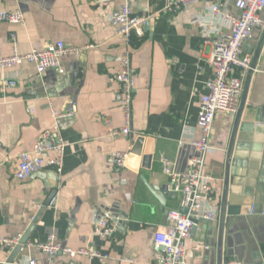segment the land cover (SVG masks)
Here are the masks:
<instances>
[{
	"label": "crops",
	"instance_id": "0c3cea01",
	"mask_svg": "<svg viewBox=\"0 0 264 264\" xmlns=\"http://www.w3.org/2000/svg\"><path fill=\"white\" fill-rule=\"evenodd\" d=\"M166 1L131 0L136 15L156 14V18L144 26L143 36L133 35L126 42L109 20L123 0H0V10L21 9L26 17L25 24L0 22L2 55L11 53L14 45L27 53L57 40L94 45L80 55L62 57L61 72L49 69L39 74L28 62L0 72V236L24 235L33 226L30 239L34 241H45L56 231L63 245L96 249L108 257L71 258L60 252L49 260L39 250L24 249L18 255L20 262L32 256L42 264H129L123 259L133 257L142 264L154 261L161 252L154 234L166 224L168 211L182 208V195L168 187L161 155L182 171L197 154L193 140L200 137V92L211 73L206 58L213 51V37L204 36L197 20L205 14L204 6L172 14L163 11ZM227 1L229 10L238 13L235 0ZM261 17L264 20V10ZM221 24L226 26L224 21ZM263 30L259 28L246 45L252 58ZM11 33L16 34V42L11 41ZM126 50L135 80L133 133L113 137L109 130L119 129L124 120L115 100L118 85L111 76L119 67L117 57ZM11 79L17 80L15 86L8 85ZM50 103L59 110H74V116L56 122L67 142L63 168L59 172L46 164L29 178L18 179L19 155L55 122ZM263 105L264 47L247 107ZM232 121L230 114L216 117L206 159L218 211ZM117 150L130 152L123 170L110 161ZM150 186L167 191L163 202ZM52 189L56 195L46 204ZM256 194L253 208L264 209V178ZM105 212L118 222L109 237L94 234L96 216ZM234 220L229 218L228 225ZM210 227L217 224L199 222L193 228L186 245L190 264H215L216 234ZM235 233V257L229 261L264 264V212L251 211ZM11 252L0 245V264L6 263Z\"/></svg>",
	"mask_w": 264,
	"mask_h": 264
},
{
	"label": "built area",
	"instance_id": "2783aa9c",
	"mask_svg": "<svg viewBox=\"0 0 264 264\" xmlns=\"http://www.w3.org/2000/svg\"><path fill=\"white\" fill-rule=\"evenodd\" d=\"M197 4H201L206 10L204 15L197 17L204 36L213 37V51L206 58L211 73L203 82L204 91L200 92L201 106L197 118L200 137L193 140L197 154L192 158L189 166L182 171L178 170L167 156L161 155L163 172L169 177L168 187L182 195L181 207L186 208L187 211L180 209L168 211L166 224L154 234V240L162 250L154 261L142 264H190L186 245L193 228L199 222H213L217 219L218 207L215 204L213 177L206 171L207 155L212 149L213 126L219 114L236 113L245 75L252 61L251 55L246 53V45L254 38L256 31L264 27V20L261 17L264 0H235L238 13L229 10L227 0H167L163 11L176 14ZM155 15H136L131 0H123V3L110 14L109 20L116 27L117 36L130 42L133 35L141 37L145 34V23L155 19ZM223 21L226 22V26L221 24ZM0 22L25 24V13L21 9L12 11L1 9ZM10 39L16 42V34L11 33ZM91 47L94 45L75 46L57 40L49 42L42 49L35 48L30 52L21 53L14 45L11 53L0 54V72L15 69L25 62L34 64L39 74L49 69L61 72L62 57L80 55ZM117 61L119 67L112 74L111 79L118 85L115 100L122 110L124 123L119 129L112 128L109 132L113 137H130L133 133L135 80L129 51L120 54ZM16 84V79L8 82L9 86ZM50 109L55 122L39 134L30 149L19 155L18 168L15 172L18 179L29 178L41 171L46 164L52 165L59 172L63 168L67 142L61 136L56 122L74 116V110L73 108L59 110L53 103H50ZM129 156V151L117 150L111 154L110 161L116 169L123 170ZM117 227L118 222L110 212L98 214L94 223V234L109 237ZM22 237L23 233L16 236H0V245L13 250L21 244ZM24 249L39 250L46 254L49 260H53L60 252L71 258L108 257L96 249L63 245L56 231L50 232L45 241L28 240L23 244ZM123 260L129 264L137 263L133 257H126ZM234 263L236 262H227V264ZM20 264L42 263L37 258L29 256Z\"/></svg>",
	"mask_w": 264,
	"mask_h": 264
},
{
	"label": "water",
	"instance_id": "95a60500",
	"mask_svg": "<svg viewBox=\"0 0 264 264\" xmlns=\"http://www.w3.org/2000/svg\"><path fill=\"white\" fill-rule=\"evenodd\" d=\"M149 24L150 21H147L145 27ZM263 47L264 30L247 71L238 109L232 114L233 121L226 146L220 208L217 219L214 221L217 227L209 228L213 235L216 234L215 264H227L230 257H235L232 245L236 239L235 227L239 225V222L245 220L251 211L255 215L264 212V209L258 206L253 208L256 192L261 190V180L264 178V105L247 107L251 80L257 69ZM142 140L143 138H140V142ZM150 189L162 202L164 201L167 196L165 189L155 186H150ZM55 195L56 189H52L46 204H50ZM180 210L187 211L186 208ZM229 218H235V220L228 225ZM32 227L25 232L21 244L12 250L5 264L20 262L18 255L23 250V244L30 240Z\"/></svg>",
	"mask_w": 264,
	"mask_h": 264
}]
</instances>
